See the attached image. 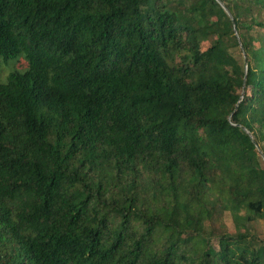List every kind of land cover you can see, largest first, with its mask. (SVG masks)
<instances>
[{
	"label": "trees",
	"instance_id": "1",
	"mask_svg": "<svg viewBox=\"0 0 264 264\" xmlns=\"http://www.w3.org/2000/svg\"><path fill=\"white\" fill-rule=\"evenodd\" d=\"M18 56L0 264H264V0H0Z\"/></svg>",
	"mask_w": 264,
	"mask_h": 264
},
{
	"label": "rangeland",
	"instance_id": "2",
	"mask_svg": "<svg viewBox=\"0 0 264 264\" xmlns=\"http://www.w3.org/2000/svg\"><path fill=\"white\" fill-rule=\"evenodd\" d=\"M234 53L237 54L238 51L235 50ZM23 62L25 63L23 56H18L14 59L8 60L5 63H2L1 70H0V83H4L6 81L8 74L12 72L13 70L23 71L25 69V66H23ZM254 226L261 235H264V222L263 221L258 222ZM192 241L196 243L200 249H204L206 246V242L203 241L200 237L199 238L194 237Z\"/></svg>",
	"mask_w": 264,
	"mask_h": 264
},
{
	"label": "water",
	"instance_id": "3",
	"mask_svg": "<svg viewBox=\"0 0 264 264\" xmlns=\"http://www.w3.org/2000/svg\"><path fill=\"white\" fill-rule=\"evenodd\" d=\"M223 9H224V11L227 13V15L229 16V18H232L231 15L229 14V12L226 10V8L223 7ZM234 32H235V34H236V30H235V28H234ZM244 58H245V57H244ZM245 69H246V63H245ZM242 129L244 130L245 133L249 134L248 131H247L246 129H244V128H242ZM261 158H262V160H263V162H264V156L262 155V153H261Z\"/></svg>",
	"mask_w": 264,
	"mask_h": 264
}]
</instances>
